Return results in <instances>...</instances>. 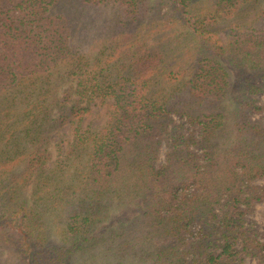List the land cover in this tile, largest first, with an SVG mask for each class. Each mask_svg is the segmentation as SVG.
<instances>
[{"label": "trees", "instance_id": "obj_1", "mask_svg": "<svg viewBox=\"0 0 264 264\" xmlns=\"http://www.w3.org/2000/svg\"><path fill=\"white\" fill-rule=\"evenodd\" d=\"M77 1L86 10L110 0ZM120 1L129 10L140 0ZM172 1L197 41L192 58L204 55L186 75L150 47L137 45L123 66L82 54L60 0H0V253L10 247L17 264H97L116 239L117 256L148 255V264H245L248 253L264 264L246 220L264 199L254 183L264 179V121L249 115L262 106L228 96L226 67L242 62L264 80V0H206L203 11L197 0ZM252 9L257 20L230 26L220 43L213 22ZM53 75L69 79L74 96L53 86L47 96L38 83L50 87ZM97 106L103 119L88 120ZM173 114L199 134L170 127ZM128 197H141L142 216L95 235ZM156 236L169 241L157 247Z\"/></svg>", "mask_w": 264, "mask_h": 264}, {"label": "rangeland", "instance_id": "obj_2", "mask_svg": "<svg viewBox=\"0 0 264 264\" xmlns=\"http://www.w3.org/2000/svg\"><path fill=\"white\" fill-rule=\"evenodd\" d=\"M199 10L203 11L206 6V0H197ZM262 2V1H261ZM80 4L77 0H60L57 12H62L73 25L75 29L71 36V41L74 47H79L82 54H86L92 58L98 57L100 63L106 61H114L116 64L123 66L127 64L125 56H130L131 51H135L137 45L144 48L153 49L168 66L172 65L173 73L176 74L177 69L182 67L184 75L189 66L199 64L204 55L200 51V55L196 59L192 58L194 48L197 49V41L189 32L174 11L176 4L172 0H140L136 6L130 7L129 10H124L121 6V1L110 0L103 3H93L88 5L87 9H79L76 5ZM87 5V4H86ZM264 3L257 5L260 9ZM258 9H252L247 15L238 13L229 18L219 19L216 22L215 28L220 37V43H224L230 36V26L238 24L245 26L252 24L256 19L255 13ZM257 20V19H256ZM255 20V21H256ZM264 22L259 21L256 26L263 25ZM216 37V36H215ZM99 54V56H97ZM168 60V61H167ZM202 61V60H201ZM199 62V63H198ZM228 62V61H227ZM227 70L230 74V86L228 96H253L256 99V105L262 106L258 110H250V118L254 121H264V80L261 79L251 68L242 62L234 64L227 63ZM64 71V70H62ZM172 73V74H173ZM180 74H182L180 72ZM47 79V78H43ZM50 87L38 83L39 87H44L47 96L53 95L49 92V88L53 86L56 96L71 95L69 84L70 80L65 77L50 76ZM249 80L248 81L246 80ZM46 81V80H45ZM174 82V80H170ZM37 85V83H35ZM258 90V91H257ZM98 107V106H97ZM101 110L99 115H90L87 119L95 122H101L103 119L104 108L98 107L95 110ZM173 122L170 127L181 126L177 131H182L187 134L192 131L195 135L199 134V126H193L186 117H181L173 114ZM168 140L164 139L160 145L156 163L164 164L166 154L169 149ZM201 152V151H199ZM255 184L264 186V179L254 181ZM144 204L141 197H128L121 204H116L111 209L109 219L100 224L95 230V235L108 236L110 230L120 228L122 222L132 224L135 219L142 216ZM246 220L255 228V232L264 242V199L256 202L246 215ZM53 225V222H52ZM134 226V225H132ZM59 228V226L57 225ZM146 233L147 229L145 228ZM149 237L146 235V249H149ZM165 237L154 239V244L157 247L168 243ZM123 239L108 240L104 245L110 246L107 251L110 256L108 258H98L97 264H135L139 261L140 264H148L146 258H124L115 254L114 246L122 243ZM113 249V250H112ZM0 253V264H17L12 256L10 247L4 246ZM107 250V249H106ZM245 264H262L258 260V256L253 253L245 254ZM84 260L87 258H73L72 264L76 260ZM82 262V261H80ZM86 264V263H85Z\"/></svg>", "mask_w": 264, "mask_h": 264}]
</instances>
